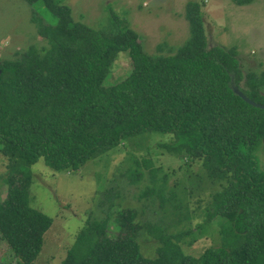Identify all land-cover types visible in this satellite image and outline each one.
Masks as SVG:
<instances>
[{"label":"trees","instance_id":"obj_1","mask_svg":"<svg viewBox=\"0 0 264 264\" xmlns=\"http://www.w3.org/2000/svg\"><path fill=\"white\" fill-rule=\"evenodd\" d=\"M23 1L34 8L33 22L48 46L0 60V152L9 161L0 233L13 264H35L53 226L32 207V169L42 159L54 172L76 173L147 132L173 134L162 147L202 161L212 183L222 187L199 229L223 227L225 246L185 255L180 243L190 233L169 235L161 223L142 226L140 212L128 209L115 224L89 219L63 264H264V109L235 92L264 106V73L246 74L237 47H209L197 3L186 9L189 40L166 56L148 54L140 35L118 20L110 30L95 31L75 22L60 0ZM253 2L235 0L240 7ZM41 4L56 26L46 24ZM123 51L131 53L134 69L106 86ZM160 173L151 161H138L123 176L131 186L149 179L140 200L157 199L169 217L177 195ZM143 231L160 240L157 259L143 255Z\"/></svg>","mask_w":264,"mask_h":264},{"label":"rangeland","instance_id":"obj_2","mask_svg":"<svg viewBox=\"0 0 264 264\" xmlns=\"http://www.w3.org/2000/svg\"><path fill=\"white\" fill-rule=\"evenodd\" d=\"M60 1L71 9L75 22L95 31H106L118 20L116 24L140 35L148 54L166 56L175 54L189 40L186 9L190 3H197L209 47H237L246 74L264 73V0H254L247 7L238 6L235 0ZM40 13L46 24H58L43 4ZM33 18L34 8L23 0H0V60H15L32 46H48L39 36ZM133 69L131 53H119L106 86L127 79ZM174 139L173 134L144 133L123 142L76 173L54 172L42 159L32 169V207L52 219L53 226L45 235L35 264H63L89 219L115 224L119 214L128 209L140 212L138 223L142 226L161 223V230L169 235L190 233L180 243L185 255L200 257L207 249L225 246L223 227L212 224L206 230L199 229L205 224L211 197L222 187L212 183L202 161L174 157L162 147ZM138 161H151L161 171L160 177H168V187L177 195L169 217L157 199L140 200V195L149 188V179L139 186H131L130 180L123 176ZM8 164V159L0 152V201L6 198L8 191ZM172 212L176 216L173 217ZM230 229L231 224L225 225L227 232ZM115 233L117 229L110 234ZM138 241L146 258H158L161 246L158 237L143 231ZM14 262L12 251L0 233V264Z\"/></svg>","mask_w":264,"mask_h":264},{"label":"water","instance_id":"obj_3","mask_svg":"<svg viewBox=\"0 0 264 264\" xmlns=\"http://www.w3.org/2000/svg\"><path fill=\"white\" fill-rule=\"evenodd\" d=\"M235 92L239 95V96H241L243 99H244V101L245 102H247L248 104H250V105H252V106H254V107H256V108H262V109H264V106L263 105H261V104H258V103H256V102H254L253 100H251L243 91H241L239 88H236L235 89Z\"/></svg>","mask_w":264,"mask_h":264}]
</instances>
